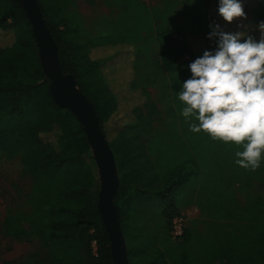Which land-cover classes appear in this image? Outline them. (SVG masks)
<instances>
[{
    "label": "trees",
    "instance_id": "obj_1",
    "mask_svg": "<svg viewBox=\"0 0 264 264\" xmlns=\"http://www.w3.org/2000/svg\"><path fill=\"white\" fill-rule=\"evenodd\" d=\"M37 1L58 46L61 68L74 75L79 89L92 102L110 148L119 135L135 127L128 112L139 96L143 103L149 101L147 87L152 86L160 92L159 118L179 125L191 152L188 158L177 160L173 148L155 143L153 139L161 138L150 133L148 147L155 154L163 178L175 184L184 178L198 177L207 208L232 220L248 221V228L239 234L228 233L212 239L210 244V240L200 238L199 244L206 243L199 251L201 264L229 258L233 264H264V152L255 172L242 168L235 163V152L242 151V146L213 140L203 131H190V123L198 121H186L181 115L184 105L178 98L182 82L192 75L187 66L205 50L215 51L218 46V37L208 38L210 24L218 23L230 32L243 23L244 32L258 40L260 32L256 26L264 21V0L242 2L246 4L247 19L232 23L219 15V0H196L204 17L203 31L182 34L179 39L165 36L157 52H119L120 44L101 46L87 38L80 40L67 27L63 16L49 14L43 4L48 0ZM8 36L9 42L4 39ZM93 48L99 53H110L92 59ZM184 55L189 56L186 64L181 61ZM112 122L117 126L107 128ZM114 130L117 132L111 138ZM113 154L118 170L114 151ZM0 156H19L31 177L25 209L8 211L3 230L17 240L38 243L33 253L3 264H113L97 209L99 176L91 148L81 124L69 110L52 100L29 22L16 0H0ZM174 172L178 177H174ZM118 178L114 204L119 209L124 234L125 217L120 204L132 188L121 183L119 174ZM235 191L247 192L243 207L235 204ZM168 203L164 215L170 225L172 217L179 213L172 200ZM127 252L129 263L138 264L131 261L128 249ZM181 256L185 263L186 256ZM139 264H172V256L160 249L153 259Z\"/></svg>",
    "mask_w": 264,
    "mask_h": 264
},
{
    "label": "rangeland",
    "instance_id": "obj_2",
    "mask_svg": "<svg viewBox=\"0 0 264 264\" xmlns=\"http://www.w3.org/2000/svg\"><path fill=\"white\" fill-rule=\"evenodd\" d=\"M48 1H43V4L49 14L63 16L67 27L79 35L78 39L87 38L101 46L120 44L119 52L135 49L157 52L165 36L179 39L182 34L200 33L205 27L203 13L196 0ZM243 6L246 11V4L243 3ZM241 24L232 27L230 32L244 31ZM4 39L11 41L10 36ZM94 49L90 51L92 59H101L110 53L108 50L99 53ZM181 61L186 64L189 56L184 55ZM147 90L149 101L143 103V98L139 96L140 100L128 112L135 127L123 132L111 144L119 164L117 172L121 183L132 188L120 204L125 217L122 226L130 259L133 263H143L153 259L161 249L172 256V264H201L199 251L206 243L199 244L200 234H206L210 244L214 237L241 231L243 227H237L234 221L225 219L215 209H206L205 193L198 177L184 178L175 184L171 179L163 178L164 173L161 175L159 171L155 154L148 147L150 133H157L163 139H153L155 143L171 146L178 156L177 160L188 158L191 152L179 125L168 124L162 117L159 118L162 108L160 92L152 86H148ZM112 125L117 126V123H108L107 128ZM116 132L114 130L110 137L113 138ZM176 174L174 177H178ZM30 189L31 177L23 168L21 158L0 156V264L37 250V242L17 240L3 230L8 211L25 209ZM246 198L247 192L235 191L234 199L238 207L245 205ZM170 200L178 213L187 217L186 233L179 239L170 237L171 223H166L164 215ZM199 209H202L201 213ZM181 253L186 256L185 263Z\"/></svg>",
    "mask_w": 264,
    "mask_h": 264
},
{
    "label": "clouds",
    "instance_id": "obj_3",
    "mask_svg": "<svg viewBox=\"0 0 264 264\" xmlns=\"http://www.w3.org/2000/svg\"><path fill=\"white\" fill-rule=\"evenodd\" d=\"M219 15L228 23L247 19L242 0H219ZM240 27H244L242 24ZM257 40L244 31L227 32L210 24L215 51L205 50L187 67L191 77L182 82L178 98L190 131L213 140L234 142L235 163L255 172L264 152V21L256 26Z\"/></svg>",
    "mask_w": 264,
    "mask_h": 264
},
{
    "label": "water",
    "instance_id": "obj_4",
    "mask_svg": "<svg viewBox=\"0 0 264 264\" xmlns=\"http://www.w3.org/2000/svg\"><path fill=\"white\" fill-rule=\"evenodd\" d=\"M25 12L37 46L41 70L49 81L52 100L71 112L81 124L91 148L99 176L97 209L107 233L113 264H129L124 234L120 225L119 209L114 197L119 178L114 154L99 123V116L88 97L79 89L74 75L64 73L58 56V46L44 21L37 0H16Z\"/></svg>",
    "mask_w": 264,
    "mask_h": 264
},
{
    "label": "built area",
    "instance_id": "obj_5",
    "mask_svg": "<svg viewBox=\"0 0 264 264\" xmlns=\"http://www.w3.org/2000/svg\"><path fill=\"white\" fill-rule=\"evenodd\" d=\"M187 217L185 214H178L171 220L169 234L172 239H179L184 235Z\"/></svg>",
    "mask_w": 264,
    "mask_h": 264
},
{
    "label": "crops",
    "instance_id": "obj_6",
    "mask_svg": "<svg viewBox=\"0 0 264 264\" xmlns=\"http://www.w3.org/2000/svg\"><path fill=\"white\" fill-rule=\"evenodd\" d=\"M206 209H207V206H206ZM199 211H200V213H201V212H202V209H199ZM225 219H228V220H230V221H234V223H236V226H237V227L240 226V227H243L244 229H247V228H248V223H247L248 221H246V222H244V221H237V220H232V219H230V218H225ZM215 220H218V219L215 218ZM219 220L223 221L222 219H219ZM185 229H186V228H185ZM244 229H241V231H236V232H234V233H238V234H239V233L243 232ZM239 230H240V229H239ZM185 233H186V232H185ZM185 233H184V234H185ZM229 233H231V232H229ZM226 234H228V233H226ZM226 234H225V235H226ZM225 235L214 237V239H215V238H218V237H223V236H225ZM200 236H201V237H200L201 239L207 240V239H206V238H207V237H206V234H204V235L200 234ZM226 260H227V261H226ZM228 262H229L230 264H233V263H232V260H231L230 258H229V259L220 260V261H216V262H214L213 264H229Z\"/></svg>",
    "mask_w": 264,
    "mask_h": 264
}]
</instances>
